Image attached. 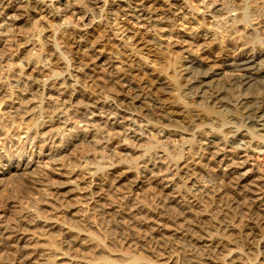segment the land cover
<instances>
[{
  "label": "bare ground",
  "instance_id": "bare-ground-1",
  "mask_svg": "<svg viewBox=\"0 0 264 264\" xmlns=\"http://www.w3.org/2000/svg\"><path fill=\"white\" fill-rule=\"evenodd\" d=\"M84 1H87V0H84ZM88 1L90 2V5H93L91 7H94L95 9L100 10V11L106 10L107 7L110 5V3L107 2V0H88ZM158 1L159 0H122V2L115 1V3H113L111 5V7L110 6L108 7L109 9H114V11L113 10L111 11L114 13H115V10L121 11V13L125 16V18H123L124 20L125 19L127 20V18H129V19L132 18L133 20H135L136 24L137 23L139 24V26H138L139 30H137V29L132 30L129 28L130 25L127 26L126 23L119 22L120 25H119L117 30L119 31L120 34H123V36H124V39L122 40L123 41L122 45L128 50L129 55L140 58V56L137 54L140 52L136 53V51L140 48V45H142L144 42L150 41V38H149L150 27H153V28L158 27L159 24H163L165 21H167V19H169V18H167L168 16L166 14H164V13L162 14L160 11L155 12L154 6H156L155 3ZM189 1L193 2L195 4V6H196L195 9L193 7H191ZM189 1L186 0L185 1L186 6L183 5V6H181V8H178L179 11L176 10L177 12H179L177 14V15H179V17H182V16L186 17L188 15V17L191 16L192 19L193 18L196 19L197 23H202L204 21V19L206 20V17L208 16V17H210L208 20L210 22H212L213 25L222 24L223 31L228 32L231 30V31L240 32L239 29L238 30L236 29L238 11H235V9L232 7V5H234V6L240 5L242 0H232V2L230 1L231 3L230 4L228 3V5H227V2H226V4H224L223 1L220 2L221 0L220 1H218V0H189ZM80 2H82V1L81 0H0V96L3 98L6 97L5 99L9 100V102H8V100L6 102V101H4L3 98H0V124H1L0 127L1 126L6 127V130H8L6 132L11 133L12 134L11 136H13L14 134L18 135L19 131H20V124L23 123V120L25 118H27L29 121V123L25 122L26 123V125L24 124L25 129H23L24 131L22 130V132L26 133V138L22 139L21 141H19V140L17 142L15 141L16 143L15 142L11 143L10 145L13 144V146H14V148H13V146H12V148L15 151H18L17 153H21V150H22L23 146L25 145V143H28V145L30 143L32 148L34 146L35 147L38 146L40 148V151H41L42 150L41 148L43 146L46 147L49 143L50 144L48 146H50V145H53L57 142V141L55 142L56 135H58L57 139L58 140L60 139L61 141L64 140L65 138H67V136L65 137V134H66L65 128L67 127V125H69L68 124V119H69V115H70L69 109H71V108H72L71 111L75 116V117L71 116V119L74 118L75 121L77 120V123L83 122V126H84L82 128L83 130H86L88 126H92V128L95 130V132L93 130V133H92V131L90 130L91 133H89V135H87V136H89V137L92 136L93 138L99 137L98 139H100V141H102V144H100V148H101L100 149V151H101L100 152L101 153L100 158L106 157L107 149L111 148L110 146H112L113 143H116V146H118V145L121 146L123 142H128V143L131 142L132 143V141H135V139L142 138L144 136V131H142V130H144L143 128H145L143 126H147L146 130L147 129L152 130L153 133L156 130L155 132L157 133V135H160V136L165 137V138H167L171 135H174V136L177 135L178 134L177 132L179 129L175 127L177 125L176 123H178L177 122L178 119L176 118V115H174L175 113H173L172 110L169 109L167 106L161 104L162 101L160 99V96L155 92L156 90L154 91V88L158 87V86L160 88L168 90L170 88L171 83H169L164 77L159 76V77H156L155 84H153V85L151 84L150 86H147V84L142 85L141 83H138L137 81H135L133 79L132 74L128 71L127 68H124L122 66L123 64L121 66L119 64L117 65L116 64L117 62H115L113 60V58H112L113 61L108 60V58L102 53L101 49L99 48L100 44L97 43V41H98L97 39L99 38L98 35H100L101 29L97 30L95 24L100 21V18L95 19L93 17V12L91 11V9L87 10V7H86V9H84L82 7L84 4L81 6V4L83 2L81 4H79ZM230 6H231V8H230ZM175 9H176V7H175ZM31 11L32 12H37V11L38 12H45L46 14L49 15V17L52 20L55 19V20L61 21V23L63 24V32L60 35L61 38H64L68 34L69 35L72 34V35H75V37H77L81 41H84V47H83L84 53H82L83 55L81 53L80 54L84 57H87L86 60L87 59L88 60L82 61L80 59V63H79V58H77V61H76V59L72 60V59H68L66 57H62L63 55L60 56L58 53H60L61 50H59L58 41H55V38L53 36L54 33H52V32H50L51 34L48 33L49 30L46 29L45 27H42V26H41V29H42L41 32H39L37 35L33 36L34 38L30 37L28 40H26V41L31 40L28 44H30V46L32 45V46L36 47L34 49V51L30 52V54L26 58H19L18 56H19L20 48L18 46V43H16V41L19 39H18V37L16 38L17 35L14 32V29L18 26V24L21 21L25 20V17L27 15H29V13ZM105 12H107V11H105ZM260 15H261V13H260ZM121 20H122V18H121ZM131 22H132V20H131ZM241 24L242 23H240L238 26L240 27ZM159 28H160V26H159ZM212 29L214 30V28H212ZM213 30H211V28H206V30H204L205 32L203 33L204 34L203 36H201V35L195 36V37L189 36L190 38L188 37L187 39H185V41L187 40L188 43L197 46V47L193 48V50H196L194 52L198 53V57L195 58L196 59V64H195L196 67L193 66V68H190L189 64L184 63V64H180V68L177 67V69H179L182 72L181 75H183V74L185 75V84L187 85V89L189 90L188 93L190 95V98H193V100L195 98H200L203 100V102H205V105H206V103H208L210 105L209 107L211 108L208 111V113L210 115L218 117L222 120L223 119L222 113L224 112L225 109H227V111L228 110L230 111V116L232 119L239 121V123H244V125L247 126L246 129H243L241 126L240 128L243 129L242 131H236L235 130L236 132H233V131L231 132V129H230L229 137L226 139L227 140L226 142L232 143L234 145L233 147L239 149L240 151H247L250 149L253 152H255L257 154V156L263 157L262 163L257 164V165L253 164V170H252L253 173H246L247 170H246V172H245V170L240 171L239 168L241 167V164H239L240 167L238 165H237V167H236V165L233 166L234 168L229 167V169L226 172H224V174H223V175H225L226 179H224L225 184L222 186L226 187L228 189V191H230V195L232 193V194H234V196L236 195L238 198L239 197L243 198V203H241V204L246 208V210H247L246 212L249 216H247L248 219L246 218L247 219L246 221L244 220V222L242 224L240 223L241 225L237 224L236 226H234L233 223L231 224L230 218L232 217V219H233V216H231V215H233L232 213L235 212V211L233 212V210L235 208L233 210L232 209L230 210L229 207H224L223 208L224 211L220 210L221 212L219 214L215 213L214 216H212V217H211V215H209L210 213L205 214L203 211H201L202 209L200 210L201 212L198 213V211H197V213H194L196 209L194 208L193 203L191 204V202L195 201V199H197V198L199 200V197L201 195H203V197H204V194H206V195L208 194V193H206V192H208V190L206 191V189L203 188V185L201 186V185H199V183L196 184V181H195V183H191V186H189L190 188L189 189L186 188L187 189L186 191L182 190V191H184L183 193L179 192L180 190L177 192H174L173 189H172L173 192H169V193L168 192L165 193L163 191L162 194L164 195V197H162L163 201H161V202H163V204H161V205H163V209L160 211L158 210L159 212L155 216H156V220L158 221V224L160 223V221H161V223H164L163 221L164 220L166 221V219L168 221H169V219L171 221H173V223L175 224L174 225V227H175L174 231L176 233H179V234L184 233V231L188 230V228H192L194 231L193 232L194 237L196 238V239L195 238L194 239L199 240V242L202 243L203 248H204V254H205L204 258L206 259V261L209 262V264H211V263L222 264L224 262H226V264H249V262L244 263L243 260L240 259L239 252L237 250H235L234 246H232V247H234V249L229 247L230 241H232L234 239L236 241L238 240L239 242H241L244 245V247H246L248 249H254V248H257L258 246H261L263 249V252H262L263 254L260 258V262L257 261L258 263L257 262L256 263L257 264H264V163H263L264 162V141L260 140L261 142L259 141L255 144L254 147H251V141L249 139L250 137L247 136L248 134H252V135H255L258 137L261 136L262 138H264V132H263L264 131V46L263 47H259V46L256 47L253 45H249L247 43L243 44V46H237L234 44V41L235 42L239 41V38L241 35L240 36L236 35V34L231 35L232 33L229 32L230 33L229 35L231 36L230 38L233 41V43L229 44V42H228V45L223 44L225 46L220 45V47H219V44L216 41H213L212 39H208V38H215V34L213 32H211ZM243 30H242V32H243ZM114 31L112 30V32H114ZM118 31H115V32L118 33ZM120 39H122V38H120ZM183 40H184V38H183ZM240 41L238 43H240ZM228 46H230L231 48ZM191 50H192V48H190V51ZM192 53H193V51H192ZM195 57H196V55H195ZM138 58H136V59H138ZM142 58H144V57H142ZM194 60L188 59L186 62L189 63V62H193ZM138 62H140L141 66H144V67L149 66V64H148L149 62H146L143 59L139 60ZM95 67H98L97 70L99 72L101 69V71H103L106 75H108V79L107 78H105V80L102 79L105 81L104 85H97V87L94 86L93 88H91L93 85L92 84L93 76L89 75V74H85V72H86L85 69L91 70ZM221 71H224V72H221ZM87 75H89V76H87ZM106 75H105V77H106ZM12 77H14V78H12ZM176 77H175V80L178 78V77L177 78ZM183 78H184V76H183ZM183 78H181V79H183ZM94 79H96V78H94ZM173 80H174V78H173ZM97 84H99V83L97 82ZM241 84L245 87V89H243V92H240L238 95H236L235 91L237 88H241V87H239V86H241ZM233 88H236V89H233ZM14 89H17L19 92L14 94ZM188 93H186V94H188ZM25 97H28L27 101H29L31 98H32L31 100L36 99L38 101V104L34 105L32 107L30 106V104H32V103L28 104L27 101H26L27 102L26 104H23L22 102H24L23 100ZM25 100H26V98H25ZM197 100L200 101L199 99H197ZM150 102H151V104H149ZM205 105H204V107H205ZM35 106H37V108ZM222 109H224V110H222ZM146 117H148V118L146 119ZM208 117H210V116H208ZM206 119H207V117L203 118V117L197 116V118L192 120V122L189 124L190 129L194 128V126H195L194 123H198L199 122L198 120L203 122V120H206ZM214 119H216V118H214ZM214 119H213V121H215ZM45 120L48 121V126H50L49 129L51 130L50 132H44L45 129L41 130L45 126ZM151 120H153L152 121L153 123L150 122ZM207 120H209V119H207ZM25 121H26V119H25ZM193 121H195V122L193 123ZM154 124H157V126H155ZM76 125L79 126L78 124H76ZM220 125H221V123H220ZM180 127H181V125H180ZM70 128H72V127L70 126ZM88 128H90V127H88ZM52 130L54 131L53 133H52ZM88 130H87V132H88ZM1 131H2V129H1ZM6 132L4 131L3 133H6ZM85 133L83 135L84 138H86ZM148 133H149V131H148ZM210 133H211V131H210ZM86 134H88V133H86ZM154 134L152 136H154ZM213 135H215V134H213ZM226 135H228V131H227ZM148 136H150V134ZM155 137H157V136H155ZM158 138H159V136H158ZM165 138H163V139H165ZM17 139H19V138H17ZM90 139L93 140L92 138H90ZM163 139H161V140H163ZM91 140H90V143L92 142ZM161 140H159V141H161ZM218 140H219V138H218ZM258 140H259V138H258ZM3 141L0 144L7 146V143H8V142H6L7 140L5 142H3ZM12 141H14V140H12ZM144 141H146V140H144ZM220 141H222V140H220ZM209 142H211V141H209ZM86 143H88V141ZM252 144H253V142H252ZM93 145H94V143H93ZM132 145H133V143H132ZM146 145H147V143H146ZM88 146L91 148L92 145L91 146L88 145ZM88 146L85 147V149H87ZM53 147H55V146H53ZM32 148H31V150H32ZM90 148H88V149H90ZM92 148H91V150H93ZM140 148H141V146H140ZM138 150L140 151V149H138ZM252 151H250V152H252ZM39 153H41V152H39ZM59 153H60L59 149L53 148V150L50 152L51 159L55 162L57 160H59L58 156H57ZM86 153L84 152L82 154H86ZM97 153H98V150H97ZM137 153H138V151H137ZM137 153L135 152V154H137ZM111 154H112V152H111ZM222 154H223V152H221V151L217 152L218 156L222 155ZM112 155H115V157L117 156L115 153ZM8 156H9V154H8ZM96 156H94L93 153H88L86 155H83L80 157L77 156V157L79 159L81 158L83 162L85 161V163H86L85 165H89V167H90V165L95 160L94 157H96ZM115 157H113V158H115ZM145 157H147V156H145ZM223 157L224 156H222L221 159ZM100 158H98V159L100 160ZM106 158H108V157H106ZM70 160H71V158H70ZM115 160L114 161L112 160V162L109 161L108 164L110 166L112 165L110 168L107 167L106 162H105L106 165H102L98 161H95L94 162L95 164H92L93 168L95 170L91 174L90 179H88L89 181L87 182L86 186L83 185V187H85V190L82 193V197H84L85 200H83L84 199L83 198L81 200L82 202L85 201V203H87V204H91V203L94 204L95 203V204H97L96 207H98L100 205V204H98V202H99V199L101 197L102 190L104 188L107 189V186H108V188L112 187V185H115L116 183H118V185H119V183L125 179V176L127 174L126 170L128 168L126 169V168H124V165L116 164ZM30 161H28V162H30ZM28 162H26L27 164H24V167H26L28 165L32 166V164H28ZM57 162H59V161H57ZM141 162H143V163L142 164L140 163L141 164L140 169L143 170V172L145 171L147 173H150L149 175L151 176V178H153L152 179L153 182H155L156 184L160 183L159 187L161 186L162 188H159V189L167 190V188L169 187L168 184H170V183L164 184V182L161 183L160 181L165 180L167 182L168 180H170V178L173 176V174L170 177V176L166 175V173L168 171L172 172L174 169H176V166L172 167L173 165L166 164L165 163L166 161L164 162V158H161V156L157 159H151V158L147 157V160L141 161ZM192 162H194V161L192 160ZM2 163H3L2 158L0 157V171L3 168ZM122 163L124 164V162H122ZM241 163H243V162H241ZM61 164H59L60 168H61ZM7 165L13 169H16V170H14L15 176H17L16 180L18 181V179H19L20 181H22V185L24 187L22 189H23L24 193L26 192L27 195H29L30 191H32L33 189L36 191H39L40 189L41 190L45 189L44 186L47 183V182H45L47 179L45 180V177L43 175L44 172H42V173L37 172L36 174H34L33 172L27 173V174L24 173L25 175L22 177V175L21 176L19 175L18 170L21 169L23 165L20 166L19 164H17V166H16V164H13L11 162L7 163ZM62 166H63V164H62ZM116 166H118V167H116ZM66 167L64 165L63 171H57L56 169H58L59 167H55L54 173L55 174H63V172H64V174L67 173V174H65V175H67V177H72L74 174H76L73 169L68 171L66 169ZM23 169H25V168H23ZM79 169H81V168H79ZM88 171H89V173H91V170H88ZM190 171H191V169H190ZM20 172L22 173V171H20ZM76 172L78 173V171H76ZM85 173L88 174L87 172H84L81 174L84 175ZM139 173H141V172H139ZM192 173H193V171H192ZM8 175H10V177H11L10 173ZM76 175L78 176V174H76ZM177 175H179V174H177ZM186 175H188V173ZM19 176L22 178L20 179ZM77 176H75V177H77ZM192 176H194V175H192ZM192 176H190V177H192ZM75 177H74V180H77V179H75ZM130 177H132V176H130ZM147 177H148V175H147ZM187 177H185V178H187ZM185 178H183V179H185ZM1 179L2 178L0 177V189L3 186L6 188L9 187L12 190L14 188H16V187H14L13 182H10L11 185L8 186V183H4L3 182L4 180L2 179L3 180L2 181ZM12 179H13V175H12ZM129 179H131V178H129ZM132 179H134V178H132ZM158 179H159V182H158ZM146 180H147V178H146ZM127 181H130V180H127ZM133 181H136V180H133ZM149 181H150V179H149ZM72 182H73V180H72ZM18 183L20 184L19 181H18ZM130 183H126V184H130ZM15 184H17V183H15ZM76 185L77 184H75V186ZM15 186H17V185H15ZM80 187L82 188V186H80ZM174 189H175V185H174ZM24 193H23V195H24ZM55 193H56V190H55ZM215 193H216V195L221 194V192H218V191L216 192V190H215ZM211 194H208V195H211ZM57 195H52V196H55V198H56ZM59 195H62V192ZM14 196H13V198L10 196L11 198H8L6 200L4 199V201L1 202V205L7 206L9 203L13 202V200L15 199ZM218 196L221 197L220 195H218ZM45 197H43V198H45ZM78 197H79V195H77V198ZM128 197L129 196H123V197H121V199L119 198L120 199V200H118L119 202L116 203V207L118 206V209H113V210H115L114 211L115 215H119L121 217L123 215H125L127 222L130 221L133 224H135L134 222H140V224L142 222L145 224L148 219L145 218L146 216L143 217L142 215H141L142 216L141 219L139 218L140 214H136L135 213L136 210H133L134 208H136V206H135L136 204L134 205L135 201H132L133 199L128 198ZM46 198H48V197H46ZM58 198L56 200L62 199V197H61V199H58ZM103 198H104V196H103ZM207 198L208 197H206V199ZM70 199H72V198H70ZM159 199H161V196ZM234 200H236V199H234ZM40 201H41V199H40ZM48 201L49 200H47L46 202H48ZM137 201H139V200H137ZM223 201L225 202V200H223ZM28 202H26V203H28ZM66 202H69V201H66ZM115 202H113V203H115ZM240 202H242V201H240ZM43 203H45V202L43 201ZM49 203H50V201H49ZM68 204H70V203H68ZM228 205H229V203H228ZM236 205H237V203H236ZM90 206L92 207V210H94V209L98 210L97 208H95V206H92V205H90ZM216 206H218V205H216ZM224 206H225V204H224ZM56 207H58V206H56ZM64 207H66V206H64ZM103 207H104V204H103ZM161 208H162V206H161ZM192 208H194L195 210ZM42 209H43V207H42ZM136 209L139 210L138 208H136ZM165 209L167 210L168 214L166 213ZM65 210H67V209H65ZM214 210H212V212ZM59 211H60V209H59ZM108 211H106V214H109L111 212L110 211L109 213H107ZM138 212H140V211H138ZM27 213H29V212H27ZM121 213L123 215H120ZM140 213H142V212H140ZM23 214H25V213H23ZM112 215H113V212L111 213V216ZM30 217H32V216H30ZM36 217H38V215ZM36 217L28 218L25 214V215H21L18 218V221L17 222L15 221V223L12 225L11 224L4 225V226L2 225L1 231H0V234H1L0 236L4 240L2 245L12 244V245L18 247V249H19V252H18L19 256H17V258L15 260L12 259L14 262H11L8 264H16V263L17 264H61L60 263L61 261L57 263L54 260V259L60 258L58 254L56 256L57 258H54L53 260L52 259L51 260L46 259V257H45V259L44 258L35 259V257H34L35 252H33V250L32 251L31 250H24V248H22L24 251L20 250L21 245L18 246V241L22 240V239L29 240L31 236L27 237L25 235L26 232H28L30 229H32V227H34V228L37 227V225L39 224V221H37V219H35ZM152 218H153V216H152ZM152 218L149 217V219H152ZM43 220H45V219H43ZM153 220H155V219H153ZM40 223L42 224L43 222H40ZM61 224H62V227L65 229V231H63L65 233V236L63 235V237H65L63 239V245L65 243V245H67L69 248L70 247L71 248L75 247V249H76V247L79 248V245L81 243L83 244V242H81L82 240H80V238L77 239V236H78L77 231L78 230L75 229L76 228L75 225L73 226L71 224H64V223H61ZM234 224H235V222H234ZM43 226H44V228H41V226H40V228L43 229L44 231H45V229L48 230L52 227L50 221L44 222ZM37 228H39V227H37ZM58 228H60V227H58ZM219 228H221V230L226 231V232H224L227 235V237L225 236L226 238H222L221 233L220 234L218 233L220 235V237L209 236V234L213 233V230L215 232V230L219 229ZM41 229H40V231H41ZM123 230H125V229H123ZM123 230L120 232L121 235L119 234L121 237H122V233L126 231V230L125 231H123ZM44 231H42V232H44ZM219 231H220V229H219ZM158 233H159L160 237L158 236L159 239L156 240V243L159 242L158 244L160 245V247L169 250V248H167L168 246H167V242H166V237H168V236H166V234L161 232V231ZM189 233H191V231H189ZM124 235H125V233H124ZM205 235H207V236H205ZM128 239H127V241H128ZM181 239H180V241H181ZM194 239H193L192 243L194 242ZM0 240H1V238H0ZM83 240H85V239H83ZM89 241H91V240H89ZM122 241H124V240H122ZM238 241L236 243H238ZM34 243H35V241H34ZM34 243H32L31 246H36L37 244H40V242L39 243L36 242L37 244L35 243V245H33ZM47 243H48V241H47ZM31 246L29 245V247H31ZM40 246H42V245H40ZM261 247H260V249H261ZM193 248L195 249V247H193ZM11 249H13V248H11ZM5 250H7V249H5ZM65 251H67V250H65ZM187 251H188V249H187ZM254 251H253V253H254ZM6 253H8V252L6 251ZM61 253H62V256L65 255V252L60 251L59 254H61ZM258 253H260V252H258ZM37 254H38V251H37ZM196 255H198V254H196ZM201 255H203V254H201ZM201 255H200V257H202ZM65 256H63V257H65ZM74 256H76V255H74ZM5 257H7V256H5ZM68 257H69V255H68ZM82 258L84 259V257H82ZM82 258L80 256L78 259H82ZM194 258H195V256H194ZM88 259H90V258H88ZM70 260H71V258H70ZM192 260L187 259L186 261L183 262V264H193ZM83 262H85V263L87 262L86 264L89 263L88 260H86V257H85V260H83ZM83 262H82V264H83ZM170 262H171V258H169V259L166 258V260H164L163 262L161 261L160 264H170ZM208 262L206 264H208ZM174 263H175V261H174ZM66 264H70V263H66ZM94 264H96V263H94ZM98 264H100V263H98ZM252 264H254V263H252Z\"/></svg>",
  "mask_w": 264,
  "mask_h": 264
},
{
  "label": "rangeland",
  "instance_id": "rangeland-1",
  "mask_svg": "<svg viewBox=\"0 0 264 264\" xmlns=\"http://www.w3.org/2000/svg\"><path fill=\"white\" fill-rule=\"evenodd\" d=\"M81 1L83 3L80 2L79 4L82 3L81 6L84 4L82 6L84 9H86V7H87V10L91 9V11L93 12V17L95 19L100 18V21L95 24L97 30L101 29L100 30L101 36L98 35L99 38L97 39L98 40L97 43L100 44L99 48L101 49L102 53L108 58V60H111V61L114 60L115 62H117L116 64L117 65L119 64L120 66L123 64L122 66L124 68L128 69V71L132 74L133 79L135 81H137L138 83H141L142 85L147 84V86H150L151 84L152 85L155 84V79H156V77H159V76L164 77L169 83H171L170 88L168 90L167 89L165 90V89L160 88L158 86V87L154 88V91L156 90L155 92L160 96V99L162 101L161 104L167 106L169 109L172 110L173 113H175L174 115H176V118L178 119V121H177L178 123H176V124L177 125L179 124L178 126L177 125L175 126L176 128L179 129L177 132L178 134L175 136L171 135V136L165 138V137H162L160 135H157V133L155 132L156 131L155 129H154L155 130L154 131L155 134H154L152 132V130H148V129L146 130L147 126H143V127H145V128H143L144 130H142V131H144V136L142 138H140L141 140L135 139V141H132L134 146L132 145L131 142L130 143L123 142L121 146L120 145L116 146V143H113V145L110 146L111 148L107 149L106 157H108V158H106V157L100 158V155H101L100 144H102V141H100V139H98L99 137L93 138L92 136H90V137L87 136V135H89V133H91V131L93 133L94 129L92 128V126H88L90 128L87 127L86 130H83L82 129L84 127L83 122L77 123V120L75 121L74 118L71 119V116L75 117L71 111L72 108L69 109V113H70L69 119H68L69 125H67V127L65 128L66 129L65 130V133H66L65 137L67 136V138H65L64 140L61 141L60 139L59 140L57 139L58 135H56V138L55 137L54 138H55V142L56 141L57 142L53 145H50L51 147L48 146L50 143L46 147L43 146L41 148L42 149L41 151H40V148L38 146L37 147L34 146L32 148L30 143H29V145H28V143H25V145L22 148L23 151L21 150V153H17L18 151H15L13 149L14 148L13 144L10 145L11 143H13L15 141L16 142L18 140L21 141L22 139L26 138V133L22 132V130L25 129L24 128L26 125L25 122L29 123L27 118H25L26 121L24 119L23 123L20 124V131H19L18 135L14 134L13 136H11L12 135L11 133L6 132V131H8V130H6V127L1 126L0 127V143H2V141L5 139L3 142H5L7 140L6 142H8L9 144L7 143V146L0 144V157L2 158V162H3L2 163L3 168L0 171V177L4 180L3 181L1 179L4 183H8V186L11 185L10 182H13L14 187H16V188L18 187V188L17 189L14 188L13 189L14 191H13L9 187L6 188L3 186L4 188L1 187V189H0V231H1L2 225L4 226V225H9V224H11V225L14 224L15 221L16 222L18 221V218L21 215L26 214V216L28 218H34L38 215V217H36L35 219H37V221H39L40 225L39 224L37 225V227H39V228L32 227V229H30L28 232H26L25 235L27 237L31 236L29 239L30 241L25 240V239L19 240L18 246L21 245L20 250H22V251H24V250H31L32 251L33 250V252H35V255H34L35 259H38V258L39 259H42V258L45 259V257H46V259H50V260L52 259L53 260L54 258H57L56 256L58 254L60 258L54 259V260L57 263L61 261L60 262L61 264H66V263L82 264L83 260H85V257L89 263L92 261L90 264H92V263L93 264L94 263H96V264H98V263H100V264H103V263L104 264H160V262L161 261L163 262L164 260H166V258H168V259L171 258L170 264H172V263L173 264H183V262L186 261L187 259H190V260L193 259L192 260L193 264H196V263L197 264H206L208 261H206V259L204 258L205 254H204L203 245H202V243L199 242V240H195L196 238L194 237V233H193L194 231L192 228H188V230H185L184 233L179 234V233H176L174 231V229H175L174 225L175 224L170 219H169V221L167 219H166V221L164 220L163 221L164 223H161V221H160V223L158 224V221L156 220L155 215L160 210L163 209V205H161V204H163V202H161V201H163L162 197H164V195L162 194L163 191L165 193H167V192L169 193V192H173V190H174V192H177L180 190L179 192L183 193L184 191L187 190L186 188H188V189L190 188L189 186H191V183H195V181H196V184L199 183V185H201V186L203 185V188L206 189V191L208 190V192H206V193H208V194L212 193V194L211 195L207 194L208 196L206 194H204V197H203V195H201L199 197L200 201L198 200V198L195 199L196 202L198 201L197 203L195 201L191 202V204L193 203L194 208L196 209L195 210L194 208H192L195 210L194 213H197V211H198V213L203 211L205 214L210 213L209 215H211V217H212V216H214L215 213L219 214L221 212L220 210L224 211V209H223L224 207H229L230 210L231 209L233 210L235 208L233 210V212L234 211L235 212L232 213L233 215H231V216H233L234 220L231 217L230 222H231V224L233 223L234 226H236L237 224L239 225L240 223L242 224L244 222V220L246 221L248 219L247 216H249L246 212L247 211L246 208L241 204V203H243V198L239 197L240 198L239 199L236 195L234 196V194H232V193L230 195V191H228V189L226 187L222 186L225 184L224 179H226L225 175H223V174H224V172H226L229 169V167L234 168L233 166L236 165V167H237V165L239 166V164H241V167L239 166L240 171L245 170V172H246V170H247L246 173H253L252 172L253 164L257 165V164L262 163L263 157L257 156V154L250 149L249 150L252 152H250L249 150L240 151L239 149L234 148L233 147L234 145L232 143L226 142L227 141L226 139L229 137L230 129H231V132L232 131L233 132L242 131L243 129H246L247 126H245L244 123H239V121L232 119L230 116V111L229 110L227 111V109H225V110L222 109V110H224V112L222 113V118H223L222 120L218 117L210 115L208 113V111L211 108L209 107L210 105L208 103H206V105H205V102H203V100L200 98H195L194 100H193V98H190V95L188 93L189 90L187 89V85L185 84V75L184 74L181 75L182 72L179 69H177V67L180 68V64H184V63L189 64L190 68H193V66L196 67L195 66V64H196L195 58L198 57V53L194 52L196 50H193V48H195L197 46L188 43V41L187 40L185 41V39H187L189 36H194V37L200 36V35L203 36L204 35L203 33L205 32L204 30H206V28H211V30H213L212 28H214V30L211 32H213L215 34V38H208V39H212L213 41H216L219 44V47H220V45L221 46L228 45V42H229V44L233 43V41L230 38L231 36L229 35L230 33H232L231 35H235V34L239 35V36L241 35L239 38V41L241 40L240 43H238L239 41H237V42L234 41V44L237 46H243V44L247 43L249 45H253L256 47H258V46L263 47L264 46V14H263L264 13V11H263L264 10L263 9L264 8V6H263L264 0H242L243 3L241 2L240 5H236V6L232 5V7L235 9V11H238L236 29L237 30L239 29L241 33L236 32V31H231V30L228 32L223 31L222 24L213 25L212 22H210L208 20L210 18L208 16L206 17V20L204 19V21L202 22L203 24L197 23L196 19H194V18L192 19V17L190 16L191 17L190 18V17H188V15L186 16L187 18L184 16H182L183 18L179 17V15H177L179 13V12H177V11H179L178 8H181V6H183V5L186 6V4H185L186 0H162V1L159 0L158 2L155 3V5H156V6H154L155 12L160 11L162 14L163 13L166 14L168 16L167 18H169V19H167V21H165L163 24H159L158 27H155V28L150 27V31H149L150 41H148L149 43L147 41L144 42L145 44L143 43L144 45L143 44L140 45V48L136 51V53L140 52V53H137L140 56V58L134 57V56H131L128 54V50L122 45V43H123L122 40L124 39V36H123V34H120L119 31L117 30L119 25H120L119 22L126 23L127 26L130 25L129 28L132 30H134V29L139 30V27H138L139 24L138 23L136 24L135 20H133L132 18L131 19L127 18V20L129 19L128 21L126 19L124 20L123 18H125V16L121 13V11L115 10V13H114V12H111L112 10L114 11V9L108 8L109 6L111 7V5L113 3H115V1L122 2V0L121 1L120 0H107V2L110 3V5L104 11H100V10L95 9L94 7H91L93 5H90V2L88 0L87 1L81 0ZM218 1H220V0H218ZM222 1L224 4H226V2H227V5H228V3L230 4L232 2V0H221L220 2H222ZM189 3L191 5V7H193L194 9L196 8V6L193 2L189 1ZM175 7H176V9H175ZM230 8H231V6H230ZM105 11H107V12H105ZM260 13H261V15H260ZM121 18L123 21L121 20ZM131 20H132V22H131ZM240 23H242V24L239 27L238 25ZM41 26L48 29L49 30L48 33H50V32L54 33L53 36L55 38V41H58L59 50H61L60 53H58L60 56L63 55L62 57H66V58L72 59V60L76 59V61H77V58H79V63H80V59L82 61L88 60V59L86 60L87 57L82 56L83 55L82 53H84V48H83L84 47V41H81L80 39L75 37V35H72V34H70V35L68 34L64 38H61L60 35L63 32V24L61 23V21L55 20V19L52 20L49 17V15L46 14L45 12H38V11L37 12L31 11L29 13V15H27L25 17V20L21 21L18 24V26L14 29V32L17 35L16 38L18 37V39H19L16 41V43H18V46L20 48V52H19V56H18L19 58H26L30 54V52L34 51V49L36 47L32 46V45L30 46V44H28L31 40L30 41H26V40H28L30 37H33V36L37 35L39 32H41L42 31ZM159 26H160V28H159ZM112 30L118 31V33H116L115 31L112 32ZM242 30H243V32H242ZM120 38H122V39H120ZM183 38H184V40H183ZM223 44H225V45H223ZM228 47H230V46H228ZM190 48H192L191 51H190ZM192 51H193V53H192ZM195 55H196V57H195ZM142 57H144V58H142ZM112 58H113V60H112ZM136 58H138V59H136ZM191 58L193 60L194 59L195 60L193 62H189V63L186 62L188 59L192 60ZM142 59L145 60L146 62H149L148 67H144V66L140 65V62H138V61L142 60ZM97 69H98V67H95L91 70L85 69V71H86L85 74H89V75L93 76V79H92L93 85L91 88H93L94 86L97 87V85H104L105 78L108 79V75H106L103 71H101V69H100V72ZM221 72H224V71H221ZM89 75H87V76H89ZM105 75H106V77H105ZM183 76H184V78H183ZM14 77H12V78H14ZM175 77L177 78L176 80H175ZM94 78H96V79H94ZM173 78H174V80H173ZM181 78H183V79H181ZM102 79H104V80H102ZM97 82L99 84H97ZM239 87H241V88H237V89L233 88V89H236V91L234 90L236 95H238L240 92H243V89H245V87L242 84ZM16 90L17 89H14V94L19 92L18 90L17 91ZM186 93H188V94H186ZM0 98H3V97L0 96ZM5 98L6 97H4L3 99H4V101L7 102L8 99H5ZM25 98H26V100H25ZM25 98L23 100L24 102H22L23 104H26L27 102H28V104L32 103V104H30L31 107L38 104V101L36 99L31 100L32 98L30 97L31 99L30 98L29 99L31 101L30 100L27 101L28 97H25ZM197 99H199L200 101H198ZM8 102H9V100H8ZM202 103L205 105V107ZM149 104H151V102ZM35 107L37 108V106H35ZM197 116L203 117V118L207 117V119H209V120L206 119V120H203V122L198 120L199 121V122L197 121L198 123H194L195 121H193L195 126L193 129H190L189 124L192 122V120L197 118ZM208 116H210V117H208ZM147 118L148 117H146V119ZM214 118H216V119L218 118V119L216 120ZM213 119L215 121H213ZM46 120H45V126L41 130L45 129L44 132H50L51 131L49 129L50 126H48V121H46ZM152 121L153 120H151L150 122L153 123ZM220 123H221V125H220ZM76 124H78L79 126H77ZM154 125L157 126V124H154ZM180 125H181V127H180ZM70 126L72 128H70ZM241 126L243 129L240 128ZM1 129H2V131H1ZM87 130H88V132H87ZM4 131L6 133H3ZM148 131H149V133H148ZM210 131H211V133H210ZM227 131H228V135H226ZM53 132L54 131L52 130V133ZM85 132L88 134H86ZM94 132H95V130H94ZM151 132L154 134V136H152L153 134ZM84 133H85V137L87 139L83 137ZM212 133L215 135H213ZM149 134H150V136H148ZM155 136H157V137H155ZM158 136H159V138H158ZM247 136L250 137L249 139L251 141V147H254L255 144L257 142H259L260 140L264 141L263 140L264 138H262L261 136L258 137V136L252 135V134H248ZM17 138H19V139H17ZM90 138H92L94 141L91 140ZM160 138L161 139L165 138V139L161 140ZM218 138H219V140H218ZM258 138H259V140H258ZM12 140H14V141H12ZM90 140L92 141L91 143H90ZM144 140H146L147 142ZM159 140H161V141H159ZM220 140H222V141H220ZM87 141H88V143H86ZM209 141H211L212 143ZM252 142H253V144H252ZM93 143H94V145H93ZM146 143H147V145H146ZM88 145H90V146L92 145L91 148L94 146L92 148L93 150H91V148ZM12 146H13V148H12ZM53 146H55V147H53ZM87 146L90 149H88V148L85 149V147H87ZM140 146H141V148H140ZM31 148H32V150H31ZM53 148L59 149V151H60V153L57 155L58 159H59L57 161H59V162L53 161L50 157V152L53 150ZM138 149H140L141 152ZM97 150H98V153H97ZM219 150L221 152H223V154L218 156L217 152H220ZM137 151H138V153H137ZM39 152H41V153H39ZM84 152L85 153L87 152L86 154L93 153L94 156L97 155L96 156L97 158L94 157V159H95L94 162L98 161L102 165H106V163H107L108 168H110L112 166V165L110 166L108 164L109 161L112 162V160L114 161L115 159H116L115 160L116 164H121V165H124V168H126V169L128 168L126 170L127 174L125 176V179L120 182L122 185L120 183H119V185H118V183H116L115 185H112V187L108 188V186H107V189L104 188L102 190L103 194L101 193V197L99 199L100 203L97 201L98 204H100L101 206L99 205L98 207H96L97 204H95V203L94 204L93 203L87 204V203H85V201H83V202L81 201L84 198V197H82V193L85 190V187H83V185L86 186L87 182L89 181L88 179H90L91 174L95 170L93 168V165H92V164H95L94 162L89 167V165H85L86 164L85 161L83 162L81 158L80 159L78 158L80 156L86 155V154H82ZM111 152H112V154L115 153L116 155L119 152L120 153L115 157V155H112ZM135 152L137 154H135ZM8 154H9V156H8ZM112 156L115 158H113ZM145 156H147L148 158H151V159H157L161 156V158H164V162L166 161L165 162L166 164L173 165L172 167L176 166V169L173 170L174 172L168 171L166 173V175H168L170 177L173 174V176L171 178L169 177L170 180H168L167 182L165 180L160 181L161 183L164 182V184L170 183V184H168L169 187L167 188V190L159 189V188H162L161 186L159 187L160 183L156 184L155 182H153V180H152L153 178H151V176L149 175L150 173H147L145 171L143 172V170L140 169L141 164L143 163L141 161L147 160V157H145ZM222 156H224V157L221 159ZM70 158H71V160H70ZM98 158H100V160ZM192 160L195 163L192 162ZM28 161H30V162H28ZM10 162L13 164H16V166H17V164H19L20 166L23 165L22 168L18 170L19 175L20 176L22 175V177L27 173L33 172L34 174H36L37 172L38 173L44 172L43 175L45 177V180L47 179L45 182L48 183V184L47 183L45 184V186H44L45 189L44 190L40 189L39 191L31 189L32 191H30L29 195H27L26 192L24 193V191L22 189V188H24L22 185V181H20L18 179V181L20 182V184H19L18 181L16 180L17 176H15V174H14V170H16V169H13L7 165V163H10ZM26 162H28V164H32V166L28 165V166L24 167V164H27ZM60 162L61 163L63 162L62 163L63 166ZM122 162H124V164ZM241 162H243V163H241ZM59 164H61V168L63 167L62 169L60 168ZM64 165H65V167L67 166L66 169L68 171L73 169L75 171V173L78 174V176L76 174H74L72 177H67V175H65L67 173L64 174V172H63V174H55L54 173L55 167L60 168V169L59 168L56 169L57 171H63ZM116 167H118V166H116ZM23 168H25V169H23ZM79 168H81V169H79ZM190 169H191V171H190ZM88 170H91V173H89ZM20 171H22V173ZM76 171H78V173ZM192 171H193V173H192ZM84 172H87L88 174L85 173L84 175H82L81 173H84ZM139 172H141V173H139ZM9 173L11 174V177H10V175H8ZM187 173H188V175H186ZM177 174H179V175H177ZM12 175H13V179H12ZM147 175H148V177L149 176L150 177L148 178ZM192 175H194V176H192ZM75 176H77V177H75ZM130 176H132V177H130ZM190 176H192V177H190ZM22 177H20V179ZM74 177L77 180H74ZM185 177H187V178H185ZM129 178H131V179H129ZM132 178H134V179H132ZM146 178L148 181L146 180ZM183 178H185V179H183ZM71 179L73 180V182ZM149 179H150V181H149ZM127 180H130V181H127ZM133 180H136V181H133ZM158 182H159V179H158ZM15 183H17V184H15ZM126 183H130L131 185L126 184ZM75 184H77V185L75 186ZM15 185H17V186H15ZM174 185H175V189H174ZM80 186H82L83 189ZM55 190H56V193H55ZM182 190H184V191H182ZM215 190H216V192L217 191L221 192V194H218V195H220L222 198L219 197L218 195H216ZM22 192L24 193V195ZM61 192H62V195H59V194H61ZM52 195H57V196L55 198V196H52ZM77 195H79L80 198L79 197L77 198ZM102 195L104 196L105 199L103 198ZM10 196L12 198L14 196L15 199L13 200V202L9 203L7 206L1 205V202L4 201V199L6 200L8 198H11ZM45 196L48 198H46ZM123 196H129L128 198H131V199H133L132 201H135L134 205L136 204L135 206L139 210H137L136 208H134L133 210H136L135 211L136 214H140V216H139L140 219L142 216L143 217L146 216L145 218H147L148 220L145 224L142 222H141L142 225L140 224V222H134L135 224H133L130 221H128L129 222L128 223L127 219L125 218L126 216L123 215L122 213L120 214V215H123L122 217L119 215H115V212H114L115 210H113V209H118V206L116 207V203H118L119 202L118 200H120L121 197H123ZM160 196H161V199H159ZM43 197H45V198H43ZM61 197H62V199H61ZM206 197H208V198L206 199ZM57 198L61 199V200H56ZM66 198L67 199L69 198V199L67 200ZM70 198H72V199H70ZM40 199L42 202L40 201ZM234 199H236V200H234ZM47 200H49L50 203H49V201L46 202ZM83 200H85V198ZM137 200H139V201H137ZM223 200H225V202ZM25 201L26 202L29 201V202L26 203ZM43 201L45 203H43ZM66 201H69V202H66ZM240 201H242V202H240ZM113 202H115V203H113ZM235 202L237 203V205ZM68 203H70V204H68ZM228 203L230 206L228 205ZM103 204H104V207H103ZM224 204H225V206H224ZM90 205L95 206V208H97L98 210H96L94 208H93L94 210H92V207ZM216 205H218V206H216ZM56 206H58V207H56ZM64 206H66V207H64ZM161 206H162V208H161ZM42 207H43V209H42ZM59 209H60V211H59ZM65 209H67V210H65ZM212 210H214V211L212 212ZM106 211H108L107 213H109L110 211L111 212L109 214H106ZM138 211H140L142 213H140ZM165 211L167 213L166 209H165ZM27 212H29V213H27ZM112 212H113V215H112L113 217L111 216ZM23 213H25V214H23ZM30 216H32V217H30ZM152 216H153V218H152ZM149 217L152 219H149ZM43 219H45V220H43ZM153 219H155L156 221ZM46 221H50L52 227L48 230L45 229V231H44L41 228H44L43 224ZM40 222H43V223L41 224ZM234 222H235V224H234ZM61 223L71 224L73 226L75 225V227H76L75 229L78 230L77 231L78 232L77 239L80 238V240H82L81 242H83V244L81 243L79 245V248L78 247H76V249H75V247L69 248L67 245H65V243L63 245V239L65 238V237H63V235L65 236V233L63 231H65V229L62 227ZM40 226H41V228H40ZM58 227H60V228H58ZM40 229H41V231H40ZM121 229L126 230V231L123 230L125 232L122 233V237L124 236L123 237L124 239L120 236L121 235L120 232L122 231ZM219 229H220V231H219ZM219 229H216L215 232L213 230V233L209 234V236L220 237L219 234L221 233L222 234L221 237L226 238L227 235H226V233H224L226 231L221 230V228H219ZM42 231H44V232H42ZM160 231L165 233L166 236H168V237H166V242H167V246H168L167 248H169V250L160 247V245L158 244L159 242L156 243V240L159 239V237H160L159 233H158ZM189 231H191L192 234L189 233ZM124 233H125V235H124ZM205 236H207V235H205ZM0 238H1V240H0V264H8V263L14 262L13 260H15L17 258V256H19L18 247L14 246L12 244H8L9 246L7 244L2 245L4 240L1 236H0ZM126 238L127 239L129 238L128 241ZM83 239H85V240H83ZM180 239H181V241H180ZM193 239H194V242L192 243ZM46 240L48 241V243ZM89 240H91V241H89ZM122 240H124V241H122ZM234 240L230 241L229 247H231L233 249L235 247V250H237L239 252L240 259L243 260L244 263L249 262V264L250 263L251 264L252 263L257 264L258 262H260V258L263 254L262 253L263 249L261 246H258L257 248H254V249H248V248L244 247V245L241 242H239L238 240H237L238 243H236L237 241L236 240L234 241ZM34 241H35V243L40 242V244L36 243L37 244L36 246H31V244L34 243ZM35 243L33 245H35ZM29 245L31 247H29ZM40 245H42V246H40ZM232 246H234V247H232ZM10 247L13 249H11ZM193 247H195V249ZM260 247H261V249H260ZM22 248H24V250ZM5 249H7V250H5ZM187 249H188V251H187ZM65 250H67V251H65ZM6 251L9 254L6 253ZM37 251H38V254H37ZM60 251L65 252L66 256L63 255V256H65V257H63L62 253L59 254ZM253 251H254V253H253ZM258 252H260V253H258ZM73 254L76 256H74ZM196 254H198V255H196ZM199 254L200 255L203 254V255H201L202 257H200ZM68 255H69V257H68ZM5 256H7V257H5ZM80 256H81V258L84 257V259L83 258H82L83 260L78 259ZM194 256H195V258H194ZM70 258H71V260H70ZM88 258H90V259H88ZM174 261H175V263H174ZM86 263L83 262V264H86ZM208 264H209V262H208ZM211 264H213V263H211ZM222 264H226V262H224Z\"/></svg>",
  "mask_w": 264,
  "mask_h": 264
}]
</instances>
